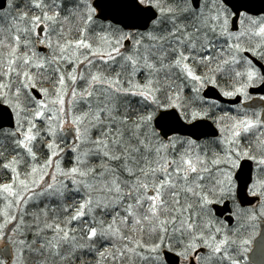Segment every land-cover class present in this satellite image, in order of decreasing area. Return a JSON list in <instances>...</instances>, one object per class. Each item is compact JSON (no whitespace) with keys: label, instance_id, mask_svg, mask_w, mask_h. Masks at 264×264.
<instances>
[{"label":"snow or ice","instance_id":"obj_1","mask_svg":"<svg viewBox=\"0 0 264 264\" xmlns=\"http://www.w3.org/2000/svg\"><path fill=\"white\" fill-rule=\"evenodd\" d=\"M252 13L247 0H0V264H248L264 224Z\"/></svg>","mask_w":264,"mask_h":264},{"label":"water","instance_id":"obj_2","mask_svg":"<svg viewBox=\"0 0 264 264\" xmlns=\"http://www.w3.org/2000/svg\"><path fill=\"white\" fill-rule=\"evenodd\" d=\"M95 2L100 3V4H106L109 2V0H95ZM248 3H250L252 9H253V13L254 15H260V14H264L262 13L260 10L262 8H264V0H247ZM116 20H121L123 23L126 24H140L141 21L131 18V17H126L123 15L120 16H115L112 20V22L114 23ZM133 31L135 29H132ZM251 94L253 95H264V90H262L261 88H253L249 90ZM212 98L217 99L220 103L222 104H227V105H236L233 101H230L222 96H219L218 93H215ZM257 101H254V103ZM209 124H211V122H208ZM5 127H8L7 124L4 125ZM178 128V134L180 135H189L190 131L189 129H191L190 125H183V126H174ZM200 132H214L216 131L215 127L212 125L210 126V128H202L199 130ZM169 134H173L171 132V130H169ZM204 138H209L208 136H201V139ZM245 200V203L242 205L243 207L245 206H249L247 204V200H251V197H244L242 198ZM248 260L250 263L252 264H264V224H260V231L258 236L255 238L254 242H253V249L251 250V252L248 255Z\"/></svg>","mask_w":264,"mask_h":264},{"label":"flooded vegetation","instance_id":"obj_3","mask_svg":"<svg viewBox=\"0 0 264 264\" xmlns=\"http://www.w3.org/2000/svg\"><path fill=\"white\" fill-rule=\"evenodd\" d=\"M254 97H255V96H254ZM233 225H235V221H233ZM252 248H253V245H251L250 251H249L248 254H247V259H248V255H249V253L251 252ZM248 264H251V263L249 262V260H248Z\"/></svg>","mask_w":264,"mask_h":264},{"label":"rangeland","instance_id":"obj_4","mask_svg":"<svg viewBox=\"0 0 264 264\" xmlns=\"http://www.w3.org/2000/svg\"><path fill=\"white\" fill-rule=\"evenodd\" d=\"M233 112L236 114V110L233 111ZM257 232H258V228H257ZM256 236H257V235H256ZM256 236H255V237H256ZM255 237H254V238H255ZM254 238H253V239H254ZM252 241H253V240H252ZM251 245H252V243H251ZM251 245H250V248H251Z\"/></svg>","mask_w":264,"mask_h":264},{"label":"trees","instance_id":"obj_5","mask_svg":"<svg viewBox=\"0 0 264 264\" xmlns=\"http://www.w3.org/2000/svg\"><path fill=\"white\" fill-rule=\"evenodd\" d=\"M222 107V106H221ZM224 110L229 111L228 107H222Z\"/></svg>","mask_w":264,"mask_h":264}]
</instances>
